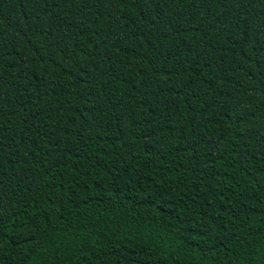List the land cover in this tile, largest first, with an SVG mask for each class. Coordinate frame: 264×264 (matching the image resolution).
<instances>
[{
    "label": "trees",
    "instance_id": "obj_1",
    "mask_svg": "<svg viewBox=\"0 0 264 264\" xmlns=\"http://www.w3.org/2000/svg\"><path fill=\"white\" fill-rule=\"evenodd\" d=\"M0 264H264V0H0Z\"/></svg>",
    "mask_w": 264,
    "mask_h": 264
}]
</instances>
